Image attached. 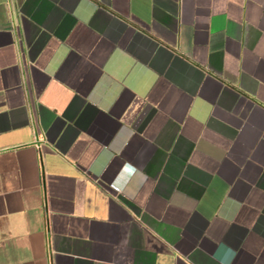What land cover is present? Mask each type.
<instances>
[{
  "label": "crops",
  "instance_id": "0c3cea01",
  "mask_svg": "<svg viewBox=\"0 0 264 264\" xmlns=\"http://www.w3.org/2000/svg\"><path fill=\"white\" fill-rule=\"evenodd\" d=\"M0 264H264V0H0Z\"/></svg>",
  "mask_w": 264,
  "mask_h": 264
}]
</instances>
